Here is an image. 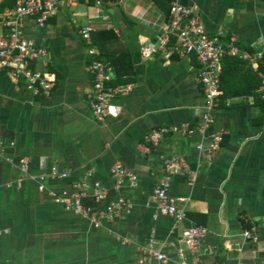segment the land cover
Segmentation results:
<instances>
[{
    "label": "crops",
    "instance_id": "crops-1",
    "mask_svg": "<svg viewBox=\"0 0 264 264\" xmlns=\"http://www.w3.org/2000/svg\"><path fill=\"white\" fill-rule=\"evenodd\" d=\"M180 1L199 14L208 34L222 32L255 56L254 62L240 54L222 59V94L207 126L196 56L141 55L142 43L169 18L154 0H117L107 8L80 0L52 9L44 25L22 17V33L47 50L57 84L49 97L35 96L24 77L0 69V264H148L144 250L151 241L165 259L150 264H180L194 259L181 242L190 225L208 231L199 249L204 264H264V102L260 86L254 87L263 72L264 0ZM9 8L0 11V31ZM88 24L95 31L112 28L109 53L127 51L132 63L122 81L113 70L109 83L131 90L113 98L121 114L102 122L90 108L91 56L80 33ZM231 57L246 63L229 66ZM160 127L177 131L154 144L148 137ZM218 131L223 142L209 154ZM23 158L27 172L19 167ZM118 161L137 175L136 186L116 188L111 167ZM52 166L68 177L46 179L48 189L70 187L91 172L107 198L97 204L90 191L84 202L102 208L122 195L131 202L129 211L95 227L65 210L36 180ZM167 174L170 197L186 211L181 222L159 214L150 200Z\"/></svg>",
    "mask_w": 264,
    "mask_h": 264
},
{
    "label": "built area",
    "instance_id": "built-area-1",
    "mask_svg": "<svg viewBox=\"0 0 264 264\" xmlns=\"http://www.w3.org/2000/svg\"><path fill=\"white\" fill-rule=\"evenodd\" d=\"M80 0H18L16 5L5 11L0 31V69H10L15 77H24L27 80V88L35 95L49 97L57 84L56 74L49 70L46 60L48 52L39 46L35 39L22 33V17L35 16L39 25H44L50 12L56 7H69ZM95 27L91 24L81 28L80 33L84 42L88 45L87 52L91 56L89 71L92 74V87L89 91L90 108L94 119L98 122L107 117H118L122 108L113 102L118 93H126L131 90L130 85L113 86L109 81L113 75L111 63L99 58V51L92 41V33ZM175 37L174 43H172ZM144 59H149L155 54L162 52L167 58L176 55L182 58H190L195 55L198 63V76L204 88L205 107L203 120L207 126L212 122L213 112L218 106L222 90L220 79L222 72V59L227 55H242L245 59L254 62L255 56L249 51L241 49L232 37L223 38V33L208 34L198 13L190 6L184 5L180 0L170 4L169 18L163 23L161 29L155 34L154 39L144 41L140 47ZM38 63L41 67L34 68ZM260 96L264 102V72L261 73ZM169 131H177V127H160L149 135V140L158 144L162 135ZM223 142L222 131L216 132L207 148L209 154L219 149ZM199 150H206L202 146ZM29 166L28 158L20 160L19 167L27 172ZM172 167V166H169ZM115 178V186L120 189L128 182L136 186L137 175L127 169L122 162L118 161L111 167ZM89 172L82 180L74 182L70 187L59 190L48 189L45 180L64 179L68 172L52 166L48 173H44L36 180L39 189L45 192L55 202L61 204L65 210L74 213L78 217L88 219L95 227L103 225L104 221L112 220L129 211L131 202L122 195L108 202L102 208L86 204L84 199L92 191L95 202L102 203L107 198V189L100 180L93 179ZM171 175L167 174L161 184L151 193L150 200L156 203L158 213L173 217L177 222L186 219V211L179 208L170 197ZM207 229L204 226L190 225L182 230L181 242L194 255L193 260L182 259L180 264H204L199 249L206 236ZM248 238H253L249 230L246 231ZM145 260L150 264L151 259L163 261V253L156 251L154 242L151 241L144 250Z\"/></svg>",
    "mask_w": 264,
    "mask_h": 264
},
{
    "label": "trees",
    "instance_id": "trees-1",
    "mask_svg": "<svg viewBox=\"0 0 264 264\" xmlns=\"http://www.w3.org/2000/svg\"><path fill=\"white\" fill-rule=\"evenodd\" d=\"M91 2H95L96 0H90ZM105 8L109 6V4L113 1L117 0H98ZM175 1V0H154V2L159 5L165 12L169 13L170 10V4ZM17 3V0H3L0 3V11H3L6 7H14ZM92 40L93 43L97 46L99 52H100V57L101 59L105 61H109L113 68L114 71L116 72V79L118 81H122L121 78L122 76L127 75L130 73V70L128 67L132 66L131 60L126 61L125 57H128V52L127 51H119V52H110L108 49V45L112 40H116V33L112 28L110 29H101V30H96L95 32L92 33ZM175 37H173L172 43H174ZM174 56V55H172ZM126 61V62H125ZM227 61L229 62V66L231 64H236V63H246L245 60L239 58V57H231L227 58ZM259 70L264 72V54H263V59L259 63ZM225 78V73L222 72L221 74V79H220V87L223 88V85L221 82H223ZM109 85H112L109 83ZM260 86V80L259 77H257L256 82L254 87ZM225 90V88H224ZM226 91V90H225ZM225 95V92H224ZM224 97V96H223Z\"/></svg>",
    "mask_w": 264,
    "mask_h": 264
}]
</instances>
